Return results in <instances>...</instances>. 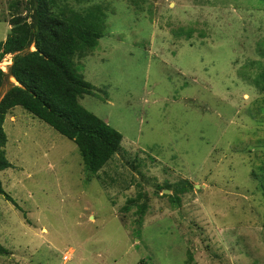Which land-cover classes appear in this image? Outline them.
Here are the masks:
<instances>
[{"label": "rangeland", "instance_id": "rangeland-1", "mask_svg": "<svg viewBox=\"0 0 264 264\" xmlns=\"http://www.w3.org/2000/svg\"><path fill=\"white\" fill-rule=\"evenodd\" d=\"M12 1L0 0V42ZM56 2L105 13L74 61L94 93L80 104L121 149L89 175L72 141L10 112L0 264H264V0ZM128 199L146 205L141 225Z\"/></svg>", "mask_w": 264, "mask_h": 264}, {"label": "trees", "instance_id": "trees-1", "mask_svg": "<svg viewBox=\"0 0 264 264\" xmlns=\"http://www.w3.org/2000/svg\"><path fill=\"white\" fill-rule=\"evenodd\" d=\"M56 1L14 0L9 5L13 14L8 21L9 33L0 42V62L7 56L12 59L7 73L0 70V89L10 76L18 85L11 86L0 99V172L11 167L3 124L16 107L72 141L89 175H96L121 149L122 135L80 104L83 95L94 93L74 61L77 54L97 46L104 32L105 13L98 5L84 12L61 9ZM260 82L264 91V70L257 84ZM261 187L264 193V184ZM0 195L14 204L1 180ZM132 204L141 225L146 205L128 199L127 205ZM6 253L0 245V256Z\"/></svg>", "mask_w": 264, "mask_h": 264}, {"label": "built area", "instance_id": "built-area-1", "mask_svg": "<svg viewBox=\"0 0 264 264\" xmlns=\"http://www.w3.org/2000/svg\"><path fill=\"white\" fill-rule=\"evenodd\" d=\"M1 64V63H0ZM0 69H4V67L3 66H1L0 65ZM68 256H69V254L68 253H66V255L65 256H63V261H67L68 260Z\"/></svg>", "mask_w": 264, "mask_h": 264}, {"label": "water", "instance_id": "water-1", "mask_svg": "<svg viewBox=\"0 0 264 264\" xmlns=\"http://www.w3.org/2000/svg\"><path fill=\"white\" fill-rule=\"evenodd\" d=\"M10 78L12 79V81H14L15 85H18V83L15 81L13 76H10ZM12 86H14V85H12ZM165 191L168 192V190H165Z\"/></svg>", "mask_w": 264, "mask_h": 264}, {"label": "clouds", "instance_id": "clouds-1", "mask_svg": "<svg viewBox=\"0 0 264 264\" xmlns=\"http://www.w3.org/2000/svg\"><path fill=\"white\" fill-rule=\"evenodd\" d=\"M3 62V61H2ZM2 62H0V63H2ZM1 70V69H0Z\"/></svg>", "mask_w": 264, "mask_h": 264}]
</instances>
